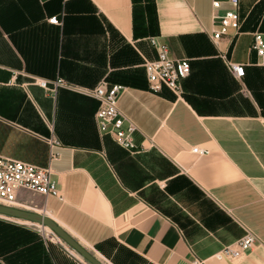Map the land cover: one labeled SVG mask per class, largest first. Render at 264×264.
I'll return each mask as SVG.
<instances>
[{
  "label": "crops",
  "instance_id": "1",
  "mask_svg": "<svg viewBox=\"0 0 264 264\" xmlns=\"http://www.w3.org/2000/svg\"><path fill=\"white\" fill-rule=\"evenodd\" d=\"M238 13L240 31L214 43L212 0H0V156L49 166L63 196L30 192V206L19 190L15 206L49 216L111 264H264V62L252 48L264 2L239 0ZM150 38L189 60L178 96L147 89ZM223 56L244 66L242 78ZM34 78L122 86L137 149L98 131L95 99ZM49 140L60 143L52 160ZM246 231L258 242L241 258H212ZM30 242L27 230L0 226V264H46Z\"/></svg>",
  "mask_w": 264,
  "mask_h": 264
},
{
  "label": "built area",
  "instance_id": "2",
  "mask_svg": "<svg viewBox=\"0 0 264 264\" xmlns=\"http://www.w3.org/2000/svg\"><path fill=\"white\" fill-rule=\"evenodd\" d=\"M262 1L264 2V0ZM224 4L228 5L229 8L223 10L221 14H216L222 9ZM212 8L213 27L210 38L214 43H217L223 36L228 35L229 31L234 33L240 31L239 0H212ZM48 21L51 24H59L57 18L54 17ZM149 42L155 47L157 58L144 60L143 63L148 91L156 94L160 92L162 87H165L178 96L181 94V82L190 74L189 60L173 58L169 53L168 46L154 38H150ZM252 48L261 62H264V35L262 33H253ZM223 59L227 68L235 77H243L244 66L242 64L231 62L225 56H223ZM34 83L51 93H55L57 88L65 87L78 90L82 94L95 99L98 102V108L94 118L98 131L103 135H108L118 147L127 152H134L137 149L133 138L137 127L118 107L119 98L124 91L122 86L101 81L94 88H76L65 84L59 79L47 81L41 78H34ZM47 143L49 146V158L52 160L57 155L53 152V148L59 147L60 143L56 140H49ZM191 152L197 156L208 154L207 150H202L198 147H193ZM19 190H26L43 197L54 196L59 200L63 199L56 183L52 179V171L49 166L39 167L0 156V203L9 206L15 205ZM50 219L56 223L52 218ZM257 242V237L252 232L246 231L242 238L222 247L213 254L212 258L221 262L237 260L246 254ZM191 264H205V262L194 257Z\"/></svg>",
  "mask_w": 264,
  "mask_h": 264
},
{
  "label": "rangeland",
  "instance_id": "3",
  "mask_svg": "<svg viewBox=\"0 0 264 264\" xmlns=\"http://www.w3.org/2000/svg\"><path fill=\"white\" fill-rule=\"evenodd\" d=\"M19 198L21 200H25L26 203L30 206H35L36 204L35 200L31 198V193L28 191H22ZM39 202L40 201H38L37 203ZM0 206L15 209L27 214L50 218L44 213L32 209L20 208L15 205L9 206L3 203H0ZM0 224L1 228L4 230L11 228H21L23 230H27L29 232V236H31V246H40L42 255L41 258H44L46 264H68V262H71L72 264H92L87 258H85L83 254H81V252L71 247L53 230L41 223L21 217L0 214ZM60 228L76 245H78V247L83 253L87 254L98 264H111V262L107 258L102 256L100 252L83 245L76 238H74L67 231H65L62 227ZM21 239L22 237L18 236L15 240L17 241ZM12 253L14 254L16 252L12 251L11 254ZM14 259L15 258H12L10 260L14 262Z\"/></svg>",
  "mask_w": 264,
  "mask_h": 264
},
{
  "label": "water",
  "instance_id": "4",
  "mask_svg": "<svg viewBox=\"0 0 264 264\" xmlns=\"http://www.w3.org/2000/svg\"><path fill=\"white\" fill-rule=\"evenodd\" d=\"M12 211H15V213L17 214H12ZM0 214L3 215H8V216H14V217H21V218H25L31 221H35L38 223H41L47 227H49L51 230H53L57 235H59V237H61L65 242H67L71 247L75 248L77 251L81 252V254H83L85 256V258H87L89 260L90 263L92 264H98L96 261H94L91 257H89L87 254L83 253L80 248L78 247V245H76L63 231L62 229L56 224L54 223L50 218H46L43 216H37V215H33V214H27L15 209H11V208H5V207H1L0 206Z\"/></svg>",
  "mask_w": 264,
  "mask_h": 264
},
{
  "label": "bare ground",
  "instance_id": "5",
  "mask_svg": "<svg viewBox=\"0 0 264 264\" xmlns=\"http://www.w3.org/2000/svg\"><path fill=\"white\" fill-rule=\"evenodd\" d=\"M12 214H17V213H15V211H12ZM45 229V228H44Z\"/></svg>",
  "mask_w": 264,
  "mask_h": 264
}]
</instances>
